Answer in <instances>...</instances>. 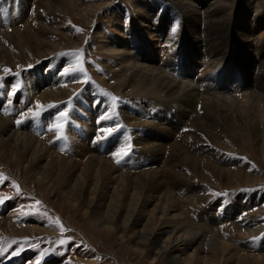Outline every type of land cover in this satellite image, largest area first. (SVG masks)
I'll return each mask as SVG.
<instances>
[{"label":"bare ground","instance_id":"6f19581e","mask_svg":"<svg viewBox=\"0 0 264 264\" xmlns=\"http://www.w3.org/2000/svg\"><path fill=\"white\" fill-rule=\"evenodd\" d=\"M78 1L24 0L26 6L23 7H29L27 10L18 9L17 3L11 4L6 14L8 25L0 28V63H13L17 60L16 57L28 56L29 52L36 61L47 56L56 48L52 40L56 32L54 16L65 14L67 3L75 5ZM151 1L159 2L158 6L154 8L149 5ZM238 1L128 0L134 16L129 20L130 25L123 26L126 14L119 11L116 12L118 17L112 19L114 24L111 27L118 38L127 35L132 41L140 44V48L130 51L131 54L125 42L117 43L112 36H106L111 33L104 31L107 33L104 35L101 31L100 48L112 61L111 64L105 65L109 71L107 74L111 75L110 79L126 84V88L149 90L154 99L149 102L147 100V103H154V107L166 108L167 111L172 110L174 120L164 118L163 124L152 123L151 119L146 121L140 117L141 114H147L144 108L131 104L137 111L132 114L129 104L121 102L113 106L95 89L83 87L86 105L84 109L77 110V102H74L77 114H69L73 116L72 124H61L64 115L58 112L57 117L54 116L55 119L44 122L47 124L45 131L43 130L44 137L39 139L11 126V121L15 122V119L21 116L20 105L14 108L17 112H13V120L4 119V111L1 112V156L9 165L19 164L20 170L27 174L33 187L42 185L56 188V202L63 200L73 208L79 205L77 207H80L82 216L87 220L91 219L104 238L113 235L121 242H126L133 255L138 253L140 257L146 258L147 264H159L160 261L163 264H264V242L261 245L263 254H259L261 258H257L241 252L222 236L231 229L242 237L258 233L260 228L242 227L243 224L247 225L248 220L250 224L252 218L244 219L234 214L235 223L228 229L223 226L227 219L220 221L219 218L216 224L220 228L223 227L224 231L215 234V231L219 230L216 225H212L216 217L211 216L210 222V218L203 222H193L184 216V207H191L195 199L192 196L194 194L184 192L185 195H181V191H175L179 187L174 189L176 186L173 184L182 178V175L177 173L184 167L199 172L201 166H207L219 178L223 177L226 185L236 171L239 172L237 176L248 172L247 165L227 156V151L231 150L227 144L228 138L244 151H247V147H253L257 156L264 157V13H258L264 7V0H255V8H250L249 0H241V9L233 13L232 8ZM170 7L178 11V21L170 15ZM238 15L242 18L246 15L252 17L255 26L247 31L241 30L237 22H231L232 17ZM231 31L233 33H230ZM229 34L233 35V58L237 63L233 61L229 64L234 63L229 66V70L238 73L240 77L241 100L232 96L228 85L221 84L217 87L215 84V69L230 52L227 48L221 52L219 43L221 46H229ZM155 38L163 39V42L167 43L171 39L175 43H184V49L187 47L189 51L186 52L187 59L201 58L205 61L209 74L201 75L197 80L193 79L194 76L189 77L188 70L186 76L185 64L178 65V61L172 64V60L167 57L165 68L154 66L148 58L154 55L155 51L152 46L147 45V40L154 41ZM203 51H206L205 55L202 54ZM62 65L64 63L60 66ZM56 74L53 72L51 76ZM55 79V86L50 90L38 91L36 87L35 92H27L30 101L44 104L53 100L55 106H59V101L65 97L67 79L63 76H56ZM72 80L69 78L67 81L70 86H73ZM48 81L47 78L42 82V86L46 87ZM35 82L37 79L34 84ZM4 101L2 100V103ZM93 105L95 113H89ZM167 111L165 110V113ZM59 133L65 134L63 139L66 137L70 154L63 153L62 156L61 151L49 147L48 143L54 141ZM110 134L116 141L127 136L132 147L139 149L137 151L144 157L149 159L153 156L160 161L164 159V167L162 170L154 168L126 173L104 161L105 159L85 145L91 138H107ZM214 149L215 161L210 159L214 157ZM179 182L177 181V186ZM2 196L3 193L0 192V227L9 229L7 226L10 224L9 227L14 230L16 222L19 219L24 220L27 209L22 213L19 204H1ZM243 197H240L241 205L238 202L232 205L236 213L242 214L245 211ZM259 201L256 198L254 201L246 200V205L251 202L246 209L251 213L261 211L262 205ZM37 225H31L29 229L33 232H48ZM88 260L81 259L82 262L86 261L85 263H88ZM56 261L62 264L61 261Z\"/></svg>","mask_w":264,"mask_h":264},{"label":"rangeland","instance_id":"374dc122","mask_svg":"<svg viewBox=\"0 0 264 264\" xmlns=\"http://www.w3.org/2000/svg\"><path fill=\"white\" fill-rule=\"evenodd\" d=\"M230 1L232 2L233 0ZM245 1L248 2V0ZM14 3H17L18 9L20 8V10L29 9V7H23L24 5L26 6L24 0H0V28L8 25V15L6 14H8L7 11L11 4ZM239 3L241 4V0L234 4L235 7L232 6L233 13L241 9ZM67 4L68 9L64 11L65 14L60 13L54 16V27L56 31L54 32L55 38H52L56 45L54 50L39 61H36L33 54L29 52L27 54L28 56L16 57L17 60L13 63H0V113L4 111V114L1 113L3 118L13 120L14 118L11 116L14 111L17 112L14 108L20 105L21 116L17 117L15 122L10 120L13 129L23 131L39 139L44 137L43 133L47 125L44 122H50L49 119H53L54 116L56 118L58 112L64 115L61 124L64 123V125L69 126V124H72L73 118L69 114L74 115L75 112L77 114L74 102H77V110L85 108V92H82L83 87L95 89L113 106L119 105L121 102L129 104V110L132 114H136L137 111L136 107H131V104L144 108L145 113L148 115L141 114L140 117H143L146 121L151 119L150 122L152 123L163 124L164 118L170 121L174 120L172 110L167 111L166 108L154 107V103H147V100L149 102L154 99L151 96L153 93L149 90L126 88V84L123 85L121 82H113L110 79L111 75L107 74L109 71L105 65L111 64L112 61L106 56L108 54L100 48L101 41L99 40H101V31L111 33L106 36H112L113 39H116L117 43L125 42L130 54V51L134 48H140V44L137 41H132L127 35L118 38L114 32V28L111 27L114 24L112 23V19L118 17L116 12L119 11L126 14L124 20L127 21L122 22L123 26L128 27L130 25L129 20L134 16L128 0H79L75 5L72 3ZM158 4L159 2L153 1L149 3L154 8ZM249 5L250 8H255L257 3L255 0H249ZM258 13H264V7ZM170 15L176 21L179 20V13L175 8L170 7ZM236 19L237 21H235ZM231 20V22H237L241 30L247 31L255 26L252 17L247 15L245 18H242L240 15L237 17L233 16ZM258 29L260 30V27ZM106 32H104V35L107 34ZM230 33L233 32L231 31ZM230 36L231 34H229V39ZM155 40H147V45L152 46V49L155 51L154 55L149 56V58L147 57L154 66L165 68V58L167 57V59L172 60V64L177 63L176 61H178V65L185 64L184 71L186 76L188 70L189 77L194 76L193 79L196 78L197 80L201 75L209 74L208 69L205 68L207 65H205V61H202L201 58L200 60L196 57L187 59L186 52L188 53L189 51L186 46V50L184 49V43H175L172 39L169 43L163 42V39L155 38ZM232 40L233 35L231 36L230 47L225 44L221 46L219 43L221 52L224 51V48L229 49L230 52L228 53L229 55L226 54L227 58L223 60V63L215 69V84L217 87L221 84L228 85L232 96L241 100L240 77H238V73H233V71L229 70V66H233L234 63L237 64L233 58L235 55V45ZM220 42L223 43L225 41L220 40ZM204 53L206 54V51H203L202 54L205 55ZM133 54H135V51H133ZM138 55L140 56V54ZM144 58L146 57L144 56ZM204 59L206 60V58ZM233 61L234 63L229 65ZM63 63L64 65L60 66ZM193 64L194 67L192 68ZM189 65L191 69H189ZM53 72L57 74L51 76ZM56 76H63L67 79L65 82L66 89L64 90L65 97L59 101V106H55L56 103L53 100H49L44 104L30 101L27 92H35L34 89L36 87H38V91L52 89L55 86ZM46 77L49 80L48 87H43L42 82L47 79ZM35 78L37 82L34 84ZM69 78L73 79L71 83L75 86L74 88L67 82ZM162 98L160 97V99ZM2 100L5 101L2 103ZM93 107L94 105L90 108L89 113L95 111ZM124 108L127 110L126 107ZM165 110L167 111L166 113ZM125 130L127 131V129ZM112 134L114 135V133ZM63 136H65L64 133H59L54 138V141L48 143L49 147L51 146L50 148L61 151L60 155L62 156L63 153L70 154L66 137L63 139ZM118 140L116 141V138H112L110 134V136L107 135V138L105 136L98 139L91 138L85 145L90 151L105 159L104 161L110 162L113 167L126 173H135L143 169L154 168L162 170V167H164L162 166L164 159L160 161L159 158L153 156L149 159L144 157L143 154H140V151H137L139 149L132 147L127 140V136L123 140H119L121 142ZM227 144L231 147V150L227 151V156L247 165L248 172L243 173V175L241 174L242 176L236 175L239 173L238 171L236 173L234 172L235 174L231 175L232 178L229 184L226 185L224 178H219L207 166H203L204 168L201 166V170H199L200 173L203 172L201 174L204 177L199 172H193L184 167L181 172L177 173L182 175V180L176 174L179 178L177 181L180 182L177 186L176 181L173 183L176 187L171 188L176 189L179 187L175 191L177 193L181 191V195L184 192L186 194H194L192 196L195 199L191 207H184V216L193 222H203L211 216L216 217L215 223H212V225H216L219 230H216L215 234H221L224 231L222 229L223 227L220 228L216 224V221L220 220L219 218H221L220 221L227 219V223H223L225 229H228L230 225L231 227L234 225L235 215H240L244 219L252 218L253 220L250 224L253 226H250V221L248 220L247 225L243 224L244 226L242 227H257V229L260 228V232L258 231V233L252 236L245 235L242 237L237 235V233H233L231 229L228 233H223L222 236L224 240L230 242L241 252L261 258L259 254H263L261 245L264 242V157L257 156L253 147H247V151H244L230 138H228ZM122 152H125V154L123 155ZM214 155L215 149L213 150ZM117 159H119V163H117ZM210 159L215 161V156ZM20 169L21 166L19 164L9 165L6 163L0 152V192L3 193L1 204H8L9 206L19 204L23 211L22 213L27 209V215L23 217L24 220L19 219L16 222V226H14V230L9 227L10 224L7 226L10 230L6 229V227L4 229L0 227V243L5 245V250L0 251V264H58L56 260L61 261L62 264H147L146 258L140 257L138 253H134L135 255H133L129 244L126 242H121L113 235L109 238H104L94 227L91 219L87 220L82 216L80 207H77L79 205L76 206L77 208H73L69 207L68 204L66 205L63 200L56 202V188L54 190L42 185L33 187L27 174H24V171ZM233 170L237 169L233 168ZM163 176L166 177L167 175ZM170 179L173 180V178ZM166 180L168 181V178ZM169 184L170 187L171 183ZM240 197H243V207L245 206L243 213L245 215L243 213H236L237 211L232 208L233 203L238 202L240 205L242 204ZM255 198L257 201L258 199L260 200L259 202L262 208L261 211L251 213L246 209L251 205V202L248 205L245 202L246 200L254 201ZM210 221H212L211 218L209 219ZM241 223H243V220ZM36 224L48 232L31 231L29 227ZM13 241L15 242L13 243ZM83 258L88 260V263H85L86 261L82 262L81 259ZM159 264H163V262L160 261Z\"/></svg>","mask_w":264,"mask_h":264},{"label":"snow or ice","instance_id":"6c2138e0","mask_svg":"<svg viewBox=\"0 0 264 264\" xmlns=\"http://www.w3.org/2000/svg\"><path fill=\"white\" fill-rule=\"evenodd\" d=\"M173 31H175V29H173ZM7 71V70H6ZM67 74V73H66ZM120 161H119V159H117V163H119ZM37 203H39V201H37ZM15 241H13V243H14ZM3 250H5V245L3 244V243H0V251H3Z\"/></svg>","mask_w":264,"mask_h":264}]
</instances>
